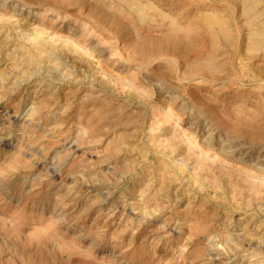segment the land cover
Listing matches in <instances>:
<instances>
[{"label":"rangeland","instance_id":"obj_1","mask_svg":"<svg viewBox=\"0 0 264 264\" xmlns=\"http://www.w3.org/2000/svg\"><path fill=\"white\" fill-rule=\"evenodd\" d=\"M0 264H264V0H0Z\"/></svg>","mask_w":264,"mask_h":264}]
</instances>
